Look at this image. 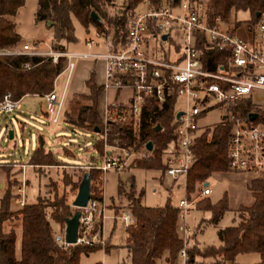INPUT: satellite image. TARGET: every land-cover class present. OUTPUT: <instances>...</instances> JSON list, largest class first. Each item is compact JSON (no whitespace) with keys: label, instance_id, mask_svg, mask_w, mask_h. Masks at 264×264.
<instances>
[{"label":"trees","instance_id":"16d2710c","mask_svg":"<svg viewBox=\"0 0 264 264\" xmlns=\"http://www.w3.org/2000/svg\"><path fill=\"white\" fill-rule=\"evenodd\" d=\"M143 0H124V9L115 17H109V9L115 6V0H36L34 23L42 25L49 37L50 47L54 51H66L71 44H76L74 22L78 23L88 33L92 30L95 37L106 39L111 33L112 40L118 43L125 35V24L128 16L136 10ZM166 1L172 7H178L181 2L188 1L192 6L200 5V0H150L152 5ZM25 5V0H0V50L15 49L21 42V36L16 32L14 18ZM206 16L210 24L218 19L226 24L231 16L237 13H247L250 25L255 26L259 16L264 13V0H208L205 4ZM95 13L99 20L92 18ZM259 14V16H257ZM39 43V42H38ZM203 52V63L208 70L218 64L225 67L228 55L218 50L206 49V38L203 36L198 44ZM28 67L25 68L24 65ZM64 68V59L56 64L43 57L8 56L0 57V101L5 94H11L14 100L25 96L42 97L53 89L55 78ZM89 93L84 96L90 105L80 107L76 117H69L68 123L73 128L87 130L95 134L93 151L99 158L104 154L102 140V122L97 110V99L102 88L97 89L92 80L87 82ZM81 96V97H82ZM175 97L170 98L158 112L152 98H148L140 119L131 124H113L109 141L118 134L119 145L123 148H141L152 142L151 157L137 162V169L160 172L164 175L166 164L163 155L168 145L176 138L175 129ZM241 116L247 111H259V107L251 105L246 98L241 104ZM118 108V104L110 106ZM156 126H160L158 132ZM96 131H98L96 133ZM230 125L221 121L214 127H207L197 133L193 147V162L183 180L186 199L189 202L193 196L195 209L203 218L199 228L216 226L229 210L226 198L218 203H211L207 196H201L198 186L206 183L213 175L228 172L226 142L229 137ZM68 151H63L66 155ZM90 162L96 163L91 157ZM29 165L60 169L62 174V194L55 193L53 202L38 196L33 203H27L15 212L10 211V195H4L0 200V264H80L82 255L101 249L69 245L59 247L54 239V226L64 229L65 221L73 216L70 205L66 201L65 188L71 186L74 192L85 173L90 177L91 193L99 201L103 198L104 173L91 169L87 172L77 170V173L67 174L64 164L55 160L54 155L41 145L35 149ZM71 175V176H70ZM197 189V191H196ZM253 203L237 212L235 224L224 229H218L219 246L200 247L195 242V236L189 239L187 249V264H203L210 260L212 264H236L240 255L257 254L264 264V176L250 184ZM143 191L130 188L124 192L123 185L118 186V198L125 199L127 210L132 217V224L126 228L125 248L130 264H156L164 259L166 264H180L178 255L183 247L182 235L179 231L178 209L171 205L168 197L164 207H146L142 203ZM194 201V202H195ZM120 209H117V212ZM208 214V218H205ZM109 247L104 248L107 251Z\"/></svg>","mask_w":264,"mask_h":264},{"label":"built area","instance_id":"2783aa9c","mask_svg":"<svg viewBox=\"0 0 264 264\" xmlns=\"http://www.w3.org/2000/svg\"><path fill=\"white\" fill-rule=\"evenodd\" d=\"M222 26L224 24L218 19L210 24L205 9L192 6L188 1L172 7L166 1L152 5L150 0H143L128 16L125 35L117 44L111 37L101 41L105 52H93L92 49L99 44L88 39L85 42L87 52L49 53L54 63L64 57L62 75L66 76L60 95L54 86L50 93L42 96L51 125H58L63 117L66 94L75 67L74 59L104 62L103 92L129 89L133 93L127 107L118 104V108L111 109V105L104 108L101 116L103 130L99 136L104 145V154L97 163L89 162L78 169H96L103 173H124L137 169V162L150 158L152 151L149 152L145 146L138 149L120 147L118 134L109 141L112 125H129L140 119L148 98L154 100L156 110L160 112L164 104L175 97V115L181 112V116L175 118L174 122L176 138L163 155V162L167 166L164 174L172 178L175 184L181 181L184 186L183 180L193 162L197 133L209 127L200 125V121L212 109L220 110L221 121L230 125L226 142L228 171L264 176V107L252 100V95L264 93V13L259 16L250 41ZM164 35H167L165 41L162 40ZM203 36L206 38V49L228 55L225 67L220 64L212 70L205 67L203 52L198 46ZM41 55L43 53L38 51L37 45L24 44L20 51L0 50V56ZM24 67L28 66L25 64ZM246 98L261 112L251 110L246 112L245 117L241 116L244 110L241 104ZM19 101L14 100L11 94L4 95L0 101V115L14 113ZM250 115H254L253 119L249 118ZM2 167L17 168L19 171L14 203L23 208L26 204L27 168L32 166L0 162ZM210 194L208 186L200 191L202 197ZM105 205L90 191L86 206L78 209L80 216L75 245L95 247L104 244L102 226L108 218ZM193 205L194 201L189 202L184 198L176 206L183 239V247L178 255L180 264H187L188 261L187 249L193 233L185 220ZM113 219L121 221L125 228L133 222L127 210ZM64 229L54 232L55 242L63 248L69 246L64 240Z\"/></svg>","mask_w":264,"mask_h":264},{"label":"rangeland","instance_id":"374dc122","mask_svg":"<svg viewBox=\"0 0 264 264\" xmlns=\"http://www.w3.org/2000/svg\"><path fill=\"white\" fill-rule=\"evenodd\" d=\"M207 2L208 0H200V5H198V7L205 9V4ZM123 9L124 0H115V6L109 9L108 15L111 18L115 17L117 14L120 16L119 12H122ZM20 11V16L26 19L29 30L38 26L34 23V12H30L29 14L27 10V0H25V5L19 10V12ZM27 19H30V21L27 22ZM249 21V14L237 13V15L233 17L231 16L229 21L222 27L234 31L236 35L243 37L244 31H247L251 34L255 30V26H251ZM74 29L77 43L75 45H69L66 51L52 50L49 39L42 40L37 44L30 43L31 40L28 37H26L25 41L28 45H37L38 51L43 53V55L39 57L49 60H51L49 53L87 52L85 48V42L88 39H92L97 44H101V39L96 38L95 33L92 30L86 33L76 22H74ZM108 37L112 38L111 33L108 35ZM153 46H155V44H153ZM20 50H22L21 42L15 49H10L7 51ZM92 51L101 52L102 50H99V48L96 46L92 49ZM61 58L64 59V57H60L55 63L52 62V60L51 62L56 64ZM73 62L75 67L70 78L64 106L67 122L69 121V117H76L77 111L80 107L91 104V102L82 96L89 93L87 82L92 80L94 86L97 87V89H100L102 88L101 85L104 78V65L103 78L101 74L103 61H94L92 59H74ZM62 71L55 78L53 84V88L56 86V93L58 95H60L62 91L66 78L65 75H62ZM132 95L133 93L129 89L120 92H116L114 90H108L106 92L102 91L101 95L98 96L97 99V110L101 122V114L103 113L106 106L119 104L123 107H127L128 101L131 99ZM252 100L255 104L264 107L263 92H258L256 95H252ZM221 118V111L212 109L208 111L205 117L200 121V125L209 126L212 128L221 122ZM5 126H7L8 129H6ZM8 131L13 132V138L11 140L8 137ZM95 137V134H92L87 130L73 128L72 125L67 124L63 120V117L60 119L58 125H51L48 117L46 116V103L44 99L38 96H25L18 102V107L14 113L5 116L0 115V162L25 163L29 165L31 156L38 147L39 141L42 140L44 148L52 152L57 162L76 166L82 164L88 159L87 163L80 166L83 167L90 162L89 158L91 157L96 160V163L100 160L96 151H93V146L96 139ZM65 150L68 151L67 154L69 153L70 156L63 153ZM90 163L95 164L93 162ZM42 170L43 171L38 169L37 166H32L27 170V203H33L38 196L44 200L53 202L55 199V193L58 192V194H62L63 186L61 176L63 172L60 171V169H55L48 166L43 167ZM77 170L78 167L73 169L65 168L64 171H66L67 174L73 175V172L77 173ZM79 170L87 172L91 169L80 168ZM103 177L104 200L102 198V201H104L107 205L114 201L112 206L105 205L107 208V215L109 214L108 209H114L116 211L115 214H119L117 209H123L124 207L122 208V206L127 204L125 199H118V186L120 183L123 185L124 192L126 193L130 191V185L134 184L135 187H133L136 189V195H138L139 190L145 188L148 181L151 182L154 188L150 189L148 187V191L150 193L152 191L153 201L157 205L162 202L163 195L167 193L168 190L172 193L170 194L173 206H177L180 200L186 198L184 186H178L180 181L178 184H175L172 178L165 174L163 175L160 172H150L141 169H131L124 173L108 171L104 173ZM260 177L261 175L256 173H233L228 171L215 174L206 181V183H208V187L211 190V194L207 197L211 203H218L225 197L229 208L220 222L214 227L210 226L199 228L200 226H203L201 224L203 215L195 209L194 205L196 201L193 199L194 197L191 196V199L195 202L186 215L185 223L195 235L196 242L200 247L219 246V240L217 237L218 229L234 225V220L237 219V212L253 203L250 184L253 181L259 180ZM19 178L20 173L17 168H0V200L4 195L9 194V209L12 212L21 209L14 203L16 188L19 185ZM132 179L134 180L133 182ZM156 181H159L160 183ZM203 187L204 184L199 185L198 190L201 191ZM71 189V186L65 188V196L66 201L70 205L73 212L76 208L72 207V202L77 191L74 192ZM153 190L155 191L153 192ZM204 217L208 218V214H206ZM102 227L103 229L101 236L103 235L104 244L96 246L100 247L101 249L91 252L87 255H82L80 258V264H130V259L125 248L126 229L122 222L118 220L115 224L113 220L107 218L104 220ZM56 229L60 228L58 226H54V230ZM107 247H109V249L104 251V248Z\"/></svg>","mask_w":264,"mask_h":264},{"label":"crops","instance_id":"0c3cea01","mask_svg":"<svg viewBox=\"0 0 264 264\" xmlns=\"http://www.w3.org/2000/svg\"><path fill=\"white\" fill-rule=\"evenodd\" d=\"M35 9H36V0H27V10H28V12H29V14H30V12H35ZM26 13V12H25ZM18 15H17V17H15L14 19V23H15V26H16V32L21 36V46H23L24 44H26V41H25V39H26V37H28V38H30V40H31V42L30 43H35V44H37L38 42H41L42 40H45V39H47L48 37H49V35L51 34V32H47L45 29H44V27L42 26V25H38V26H36V27H34L33 29H31V30H29V28H28V25H27V23H26V19L25 18H23L22 16H20L21 15V11L19 12L18 11V13H17ZM25 15V14H24ZM33 15H34V13H33ZM30 21V19H27V22H29ZM31 25V24H30ZM254 30V29H253ZM234 32V31H233ZM252 36H253V32L250 34L249 32H247V31H244L243 32V37H241V38H243V39H245V40H247V41H250L251 39H252ZM27 43H29V42H27ZM23 44V45H22ZM97 48H99V50H102L103 52H105V47L103 46V44H99V45H97ZM101 51V52H102ZM94 65V64H93ZM103 65H104V62H103V64H102V69H101V74H102V78H103ZM103 82H104V78H103V81H102V84H103ZM102 86V85H101ZM34 97H36V96H34ZM39 97V96H38ZM24 98V97H23ZM40 98H42V97H40ZM101 114V113H100ZM102 115V114H101ZM63 120L67 123V124H69L67 121H66V112H64L63 113ZM70 125V124H69ZM7 129H8V127H7ZM66 155H68V156H70V154L68 153V154H66ZM87 161H88V159L87 160H85L82 164H80V165H74V166H72V165H67V164H64V163H62V164H64V166H62V167H64V169L65 168H68V169H73V168H77V167H80V166H82V165H84L85 163H87ZM28 169H30V168H27V170ZM137 170H140V169H137ZM150 172H152V171H150ZM154 172V171H153ZM26 176H27V173H26ZM134 180L132 179V182H133ZM160 181V180H159ZM159 181H156V182H159ZM160 183V182H159ZM147 185H146V187L145 188H142V189H140L139 190V192L140 191H143V193H144V195H143V198H142V203H143V205H145L146 207H150V208H153V207H164L165 206V204H166V202H167V199H168V197H170V199H171V192L168 190V192L167 193H165L164 195H163V198H162V202L161 203H159L158 205L157 204H155L154 203V201H153V195H152V191H151V193L148 191V187L150 188V189H153L154 187H153V185H152V183L151 182H147L146 183ZM179 185H182V182L180 181V184H178V186ZM131 187H133L134 186V184H131L130 185ZM135 187V186H134ZM173 188V187H172ZM26 190H27V187H26ZM155 190H153V192H154ZM171 193V194H170ZM26 199H27V193H26ZM119 199V198H118ZM103 200H104V198H103ZM119 201V200H118ZM114 201H112L111 203H109L107 206H112V203H113ZM116 203V202H115ZM171 205L173 206V204H172V202H171ZM122 206V205H121ZM124 206H122V208H123ZM174 207H176V206H174ZM122 210H124V209H120L119 211H118V213L120 214V212H122ZM108 215H110V216H108V219H111V220H113L114 222H115V224L117 223V221L118 220H116V219H113V217L114 216H117V215H119V214H115L116 213V211L114 210V209H108ZM204 226V225H203ZM210 227V226H209ZM229 227V226H228ZM202 228V227H201ZM203 228H205V227H203ZM226 228V227H225ZM102 229H103V227H102ZM126 229V228H125ZM220 229H224V228H220ZM194 235V234H193ZM195 236V235H194ZM126 239V238H125ZM108 242V241H107ZM195 242H196V238H195ZM109 243V242H108ZM197 243V242H196ZM198 244V243H197ZM199 245V244H198ZM260 261V257H259V255H257V254H249V255H240V256H238L237 258H236V260H235V263L236 264H257L258 262ZM156 264H166V262L164 261V259H162V260H159ZM203 264H212L210 261H208V260H205L204 262H203Z\"/></svg>","mask_w":264,"mask_h":264},{"label":"water","instance_id":"95a60500","mask_svg":"<svg viewBox=\"0 0 264 264\" xmlns=\"http://www.w3.org/2000/svg\"><path fill=\"white\" fill-rule=\"evenodd\" d=\"M92 18L95 20H99L95 13L91 14ZM259 16V14H257ZM167 39V35L162 36V40L165 41ZM181 116V112H177L175 118L178 119ZM254 115H250L249 118L253 119ZM7 129V126H5ZM160 130V126H156L155 131L158 132ZM98 131H96L97 133ZM9 139L13 138V132H7ZM41 145L43 144L42 140H40ZM146 149L151 152L153 149L152 142H147L145 145ZM204 186L207 187L208 183H204ZM90 177L88 173H85L82 176V180L78 185L76 196L72 202V207L77 210L74 212L73 216L65 221V229H64V240L66 245H75L77 240V230H78V220L80 216V212L78 209H81L86 206L89 198H90Z\"/></svg>","mask_w":264,"mask_h":264}]
</instances>
